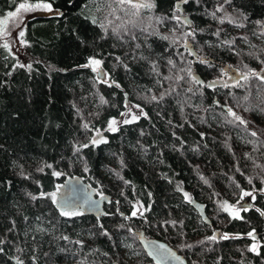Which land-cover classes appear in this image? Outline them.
I'll use <instances>...</instances> for the list:
<instances>
[{
  "label": "trees",
  "instance_id": "trees-1",
  "mask_svg": "<svg viewBox=\"0 0 264 264\" xmlns=\"http://www.w3.org/2000/svg\"><path fill=\"white\" fill-rule=\"evenodd\" d=\"M46 1L29 62L0 40V264H155L140 235L187 264H264V0ZM126 102L142 114L109 130ZM70 175L104 213L54 205Z\"/></svg>",
  "mask_w": 264,
  "mask_h": 264
},
{
  "label": "water",
  "instance_id": "water-1",
  "mask_svg": "<svg viewBox=\"0 0 264 264\" xmlns=\"http://www.w3.org/2000/svg\"><path fill=\"white\" fill-rule=\"evenodd\" d=\"M180 1L178 0L177 3L180 4ZM184 46L195 55L189 40H185ZM224 68H226L225 65ZM227 71L230 77L238 76L236 69L232 66L228 67ZM261 71V74L264 75V69H261ZM192 75L197 82H202L196 72H192ZM109 200V194L98 193L80 176L70 175L66 176L59 184L53 198V203L61 209L73 208L81 213L97 216L104 213L103 203ZM142 243L155 264H187L177 252L161 241L145 239Z\"/></svg>",
  "mask_w": 264,
  "mask_h": 264
},
{
  "label": "rangeland",
  "instance_id": "rangeland-1",
  "mask_svg": "<svg viewBox=\"0 0 264 264\" xmlns=\"http://www.w3.org/2000/svg\"><path fill=\"white\" fill-rule=\"evenodd\" d=\"M21 3L35 5V4H41V3H48V1L46 0H22L18 2L13 8L6 10L3 14L0 15V40L7 45L10 52L16 57L17 61L21 64H24L30 61V57L26 53V50L24 48V42L20 39L21 38L20 29L22 28V25L27 19L33 16L51 14L55 10L52 7H51V10H47L44 8H32L31 10H28V11H21L16 16H11L10 14L16 12ZM89 60H88V65H89ZM94 60H97V59H94ZM89 66L92 70L95 69L93 70L95 72L100 68V64L99 66H96V65H89ZM224 78L227 79L226 76ZM140 114H142V109L138 105L134 103L126 102L124 110L118 116L113 117L110 120V122L115 121V124L113 125V127L116 128L121 123L134 120V117L136 119ZM108 129L111 130L109 128V125H108ZM245 193H248L249 195H245ZM253 198H254L253 191L243 190L239 196V199L228 206L230 209V212L233 214H238L240 210L246 209L248 205L251 204V202L253 201ZM133 212L138 213V210H134ZM140 238L142 241L145 240V238L142 237L141 235H140ZM117 245H118L120 252L123 255L127 256V252H128L127 243H125L122 239H120ZM253 245L256 246V250H257L256 241L251 243V249ZM129 254L132 257H136L137 251H131Z\"/></svg>",
  "mask_w": 264,
  "mask_h": 264
},
{
  "label": "snow or ice",
  "instance_id": "snow-or-ice-1",
  "mask_svg": "<svg viewBox=\"0 0 264 264\" xmlns=\"http://www.w3.org/2000/svg\"><path fill=\"white\" fill-rule=\"evenodd\" d=\"M125 2L131 4V3H132V0H121V3H125ZM183 2H184V3H187L188 0H183ZM132 6L135 7V8H137V9L142 8V7H150V5H141V4H132ZM32 8H44V9H47V10H51V4H48V3H41V4L30 5V4H27V3H21V4L19 5V8L17 9V11L14 12V13H11L10 15H11V16H16L19 12H21V11H28V10H31ZM20 35L23 36L24 33L21 32ZM4 47H7V45H4ZM99 64H100V61H98V60H94V59H90V60H89V65H96V66H99ZM89 65H85V67H87V66H89ZM93 70H95V69H93ZM230 114H232L233 116H235L234 113H231V112H230ZM134 119H135V117H134ZM235 119L240 120V117L236 116ZM126 122H130V121H126ZM240 122H241V123H244V121H242V120H241ZM114 124H115V121H112V122H110V124H109V128H110L112 131H115V130H116V129L113 127ZM85 127H87V125H85ZM252 134L255 135V133H252ZM100 142H101L100 140H95V139L93 140V143H95V144H99ZM104 142H106V141H104ZM84 147H87V145H85ZM55 175H59V173H56ZM245 195H249V194H248V193H245ZM185 196H186V198H187V194H185ZM33 199H35V197H33ZM226 210H227V209H226ZM78 214H79V213H75V212H72V213L64 212V211L61 212V215H62V216L78 215ZM133 215H136V213L133 212ZM251 235H252V233H249V236H251ZM225 238H226V237H225ZM65 239H66V238H65ZM251 250H252V251H255V250H256V246L253 245Z\"/></svg>",
  "mask_w": 264,
  "mask_h": 264
}]
</instances>
